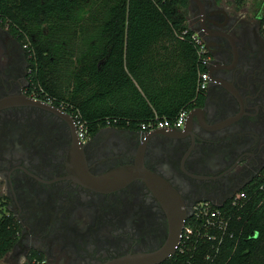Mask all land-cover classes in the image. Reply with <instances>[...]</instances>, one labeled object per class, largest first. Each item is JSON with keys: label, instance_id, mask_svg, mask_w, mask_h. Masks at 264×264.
I'll return each mask as SVG.
<instances>
[{"label": "flooded vegetation", "instance_id": "obj_1", "mask_svg": "<svg viewBox=\"0 0 264 264\" xmlns=\"http://www.w3.org/2000/svg\"><path fill=\"white\" fill-rule=\"evenodd\" d=\"M188 2L209 79L185 125L149 132L105 125L85 139L67 105L35 93L27 46L0 21V195L20 226L6 256L23 264L33 252L47 264H102L162 253L180 212L171 222L161 193L175 196L160 184L177 192L189 215L194 204H224L263 177L262 7L250 16L246 0ZM77 163L112 189L78 182ZM121 176L128 180L118 183Z\"/></svg>", "mask_w": 264, "mask_h": 264}, {"label": "trees", "instance_id": "obj_2", "mask_svg": "<svg viewBox=\"0 0 264 264\" xmlns=\"http://www.w3.org/2000/svg\"><path fill=\"white\" fill-rule=\"evenodd\" d=\"M95 1L0 0V21L33 61L35 93L67 105L91 134L105 125L139 129L155 116L172 119L201 102L197 75L205 67L190 32L180 38L189 27L188 0H108L92 11ZM68 52L78 60L76 71L67 72L69 84L61 73ZM243 190L242 205L222 208L229 226L218 252L219 231L213 232L217 240L193 241L162 264H264V175ZM5 205L0 195V260L20 232ZM34 258L43 256L33 252Z\"/></svg>", "mask_w": 264, "mask_h": 264}, {"label": "built area", "instance_id": "obj_3", "mask_svg": "<svg viewBox=\"0 0 264 264\" xmlns=\"http://www.w3.org/2000/svg\"><path fill=\"white\" fill-rule=\"evenodd\" d=\"M189 26V24H188ZM189 40L194 44L196 49V54L198 58V63L200 66L205 67L206 65V54H205V46L204 43L200 40L198 34L193 31L190 26L188 29H184L180 34V38H185L188 33ZM208 72L207 69L199 70L197 75V84L196 90L198 93H202L207 89L208 86ZM45 101L52 100L47 97L44 98ZM189 110L183 109L181 110L174 118H159L155 116L153 119L148 120L146 122H142L139 125V129L143 132H149L153 129L157 128H182L185 125ZM77 119V117H76ZM79 122V138L85 139L87 129L83 123ZM247 199V193L242 190L237 192L235 195L230 197L227 201L228 206L242 205L243 201ZM226 203V202H225ZM222 206L214 205L209 201H201L193 205L191 213L188 215L186 219L182 232L180 234L178 245L175 248L176 252H183L186 246H189L193 241H198L200 239H207L209 241L217 240V233H220V237L218 238V244L214 247V251H219V246L223 242V236L228 228L229 224V216H227V211L222 212ZM208 231H211L210 234ZM24 264H47L45 258L42 259H31L30 261L25 262Z\"/></svg>", "mask_w": 264, "mask_h": 264}, {"label": "water", "instance_id": "obj_4", "mask_svg": "<svg viewBox=\"0 0 264 264\" xmlns=\"http://www.w3.org/2000/svg\"><path fill=\"white\" fill-rule=\"evenodd\" d=\"M192 1V0H189ZM77 165L79 167H77V174H74V177L79 180L78 182L82 183L81 181L86 182L85 184L82 183L85 186H88L94 190L97 191H103V192H108L112 189V185L109 183H105V181H97L98 179L93 178L89 172L87 171V168L85 166H82L81 164L79 165V163H77ZM143 171V170H142ZM144 172V171H143ZM147 173V172H145ZM128 179H125L123 176L120 177V182L118 183H122V182H126ZM164 184H160V188L163 189L164 191L171 193L172 195L175 196V201L171 200H165V195L162 196L161 193V197H162V202L164 204V208L167 212V215L170 219V221H173V215L174 212H177L179 209V216L175 217L174 219V223L171 224V228H172V241L170 243V246L168 247V249L165 252H159L156 254H151V255H144V254H128L125 256H121L118 258H113L110 260H107L106 262L102 263V264H160L163 261H165L169 255H173L175 254V248L178 245L179 242V238H180V234L182 232L183 229V220L188 218V215L185 214V211L182 208H179L182 203L180 202V200H177L178 198V194L176 191H174L168 184H165V182H163ZM179 199V198H178ZM218 206H222L223 202H220L219 204H217ZM173 211V214H172Z\"/></svg>", "mask_w": 264, "mask_h": 264}, {"label": "rangeland", "instance_id": "obj_5", "mask_svg": "<svg viewBox=\"0 0 264 264\" xmlns=\"http://www.w3.org/2000/svg\"><path fill=\"white\" fill-rule=\"evenodd\" d=\"M108 3V0H96L93 4L90 5L92 11H99L102 7H104ZM247 5V12L248 15H253L259 7H262V10H264V0H246ZM90 11V12H92ZM89 12V13H90ZM88 12H84V15H87ZM87 17V16H86ZM90 24V23H89ZM47 26V25H45ZM44 26V27H45ZM79 27H77V39H80L79 36ZM30 41V40H29ZM72 47V45H67V48ZM62 61V71L61 73H65L62 75L63 82H67V84L72 83L73 80L70 77V73L67 74V72H75L78 67V60L76 57H71L70 53H66V58ZM0 264H23L20 262H16L14 256H5L0 260Z\"/></svg>", "mask_w": 264, "mask_h": 264}]
</instances>
